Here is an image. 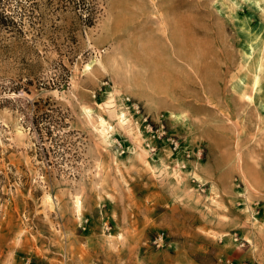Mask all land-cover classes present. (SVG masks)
<instances>
[{"label":"rangeland","instance_id":"obj_1","mask_svg":"<svg viewBox=\"0 0 264 264\" xmlns=\"http://www.w3.org/2000/svg\"><path fill=\"white\" fill-rule=\"evenodd\" d=\"M82 3L0 17V264L264 256V0Z\"/></svg>","mask_w":264,"mask_h":264},{"label":"crops","instance_id":"obj_2","mask_svg":"<svg viewBox=\"0 0 264 264\" xmlns=\"http://www.w3.org/2000/svg\"><path fill=\"white\" fill-rule=\"evenodd\" d=\"M241 239V240H239ZM237 244H232L230 247L226 245V248H219L215 250L216 254L214 257H217L222 260L224 264L227 262H232V264H239L243 260H253L258 264H264V256L260 251H253L251 248H258V246L252 240L251 243L247 242V240H243L238 237L235 239ZM225 246V245H223ZM183 264H196L194 261L190 259H183L181 261ZM43 262L40 260H36L35 264H42Z\"/></svg>","mask_w":264,"mask_h":264},{"label":"trees","instance_id":"obj_3","mask_svg":"<svg viewBox=\"0 0 264 264\" xmlns=\"http://www.w3.org/2000/svg\"><path fill=\"white\" fill-rule=\"evenodd\" d=\"M20 0H14V2H17ZM81 2V4H83V0H79ZM11 0H0V17H2L7 23H9V25L14 26V27H18L19 24L21 23L20 21V17H24L26 16L25 11L20 12H16V11H9L6 12V8H8V3H10ZM85 8L81 9L82 13H83V18L85 19H89V17L91 16V12L89 10V8L84 5Z\"/></svg>","mask_w":264,"mask_h":264},{"label":"built area","instance_id":"obj_4","mask_svg":"<svg viewBox=\"0 0 264 264\" xmlns=\"http://www.w3.org/2000/svg\"><path fill=\"white\" fill-rule=\"evenodd\" d=\"M151 138H153L151 136ZM169 145H170V151L175 152L178 149V143L175 140H169ZM147 147V150L149 153H154L155 152V147L152 146L150 143L145 145ZM183 165H180V168L183 169ZM149 244L152 245L154 248H162L164 246L163 242V233L156 234L152 240L149 241ZM29 262H26L28 264ZM245 264V263H244Z\"/></svg>","mask_w":264,"mask_h":264},{"label":"bare ground","instance_id":"obj_5","mask_svg":"<svg viewBox=\"0 0 264 264\" xmlns=\"http://www.w3.org/2000/svg\"><path fill=\"white\" fill-rule=\"evenodd\" d=\"M147 46H150V45L148 44ZM151 47H152V45L150 46V48H149V47H144L143 50H146V51H148V52L150 53V51H151ZM153 48H154V47H153ZM153 48H152V49H153ZM146 51H145V52H146ZM154 52H155V51H154ZM143 53H144V52H143ZM150 59H151V57H150ZM155 59H156V58H155ZM152 61H153V60H152ZM154 61H155V63H157L156 60H154ZM152 63H153V62H152ZM152 63H151V64H152ZM157 64H158V63H157ZM153 65H155V64H153ZM156 66H157V65H156ZM158 66H159V65H158ZM153 67H154V66H153Z\"/></svg>","mask_w":264,"mask_h":264}]
</instances>
